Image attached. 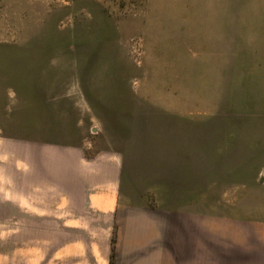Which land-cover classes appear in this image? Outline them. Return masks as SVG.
I'll use <instances>...</instances> for the list:
<instances>
[{
	"label": "rangeland",
	"instance_id": "1",
	"mask_svg": "<svg viewBox=\"0 0 264 264\" xmlns=\"http://www.w3.org/2000/svg\"><path fill=\"white\" fill-rule=\"evenodd\" d=\"M256 7L264 0H0V135L121 151L127 202L198 225L262 216ZM12 229L0 220L7 255Z\"/></svg>",
	"mask_w": 264,
	"mask_h": 264
},
{
	"label": "crops",
	"instance_id": "2",
	"mask_svg": "<svg viewBox=\"0 0 264 264\" xmlns=\"http://www.w3.org/2000/svg\"><path fill=\"white\" fill-rule=\"evenodd\" d=\"M256 8L258 21L239 26L256 25L258 37L264 7ZM86 148L0 135V220H13L14 237L0 264H264V215L211 213L198 225L129 203L122 152ZM254 198L264 204V196Z\"/></svg>",
	"mask_w": 264,
	"mask_h": 264
},
{
	"label": "trees",
	"instance_id": "3",
	"mask_svg": "<svg viewBox=\"0 0 264 264\" xmlns=\"http://www.w3.org/2000/svg\"><path fill=\"white\" fill-rule=\"evenodd\" d=\"M123 181H124V175H123ZM112 241H113V244H114V242H115V237H113ZM111 264H114V262H111Z\"/></svg>",
	"mask_w": 264,
	"mask_h": 264
}]
</instances>
